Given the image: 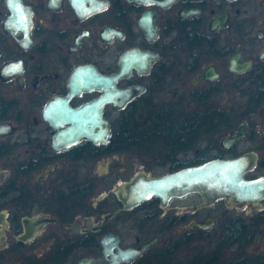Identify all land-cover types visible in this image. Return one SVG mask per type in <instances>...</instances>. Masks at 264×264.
Masks as SVG:
<instances>
[{
	"label": "flooded vegetation",
	"instance_id": "1",
	"mask_svg": "<svg viewBox=\"0 0 264 264\" xmlns=\"http://www.w3.org/2000/svg\"><path fill=\"white\" fill-rule=\"evenodd\" d=\"M216 158L264 179V0H0V264H264V203L118 196Z\"/></svg>",
	"mask_w": 264,
	"mask_h": 264
},
{
	"label": "water",
	"instance_id": "2",
	"mask_svg": "<svg viewBox=\"0 0 264 264\" xmlns=\"http://www.w3.org/2000/svg\"><path fill=\"white\" fill-rule=\"evenodd\" d=\"M98 100L102 104L113 98L103 95ZM101 117L102 115L100 119ZM100 119L99 122H103ZM104 134L105 131H100V138H104ZM238 160L239 158L233 160L216 158L162 175H137L118 189V196L127 207L153 195L159 196L165 204L174 195L180 196L192 191L199 192L201 195L202 201L198 204L199 206L213 203L219 198H225L229 204L264 203V179H246L243 174V164ZM215 220L216 218L203 221L194 219L181 228L196 226L207 229ZM153 241L154 239L136 247H129L123 254L124 259L130 260L133 256L142 253Z\"/></svg>",
	"mask_w": 264,
	"mask_h": 264
},
{
	"label": "rangeland",
	"instance_id": "3",
	"mask_svg": "<svg viewBox=\"0 0 264 264\" xmlns=\"http://www.w3.org/2000/svg\"><path fill=\"white\" fill-rule=\"evenodd\" d=\"M203 243V242H202ZM202 243L197 242L196 247L199 249L202 246Z\"/></svg>",
	"mask_w": 264,
	"mask_h": 264
}]
</instances>
